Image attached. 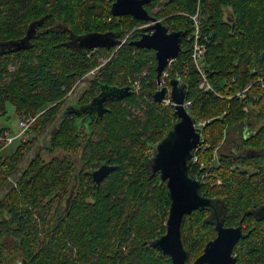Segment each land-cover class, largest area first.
I'll return each mask as SVG.
<instances>
[{"label": "trees", "instance_id": "1", "mask_svg": "<svg viewBox=\"0 0 264 264\" xmlns=\"http://www.w3.org/2000/svg\"><path fill=\"white\" fill-rule=\"evenodd\" d=\"M114 1L0 0V115H7L11 105L20 121L36 118L31 127L36 133L55 119L64 97L98 64L100 54L112 53L80 104L97 96L102 84L131 85L149 72L141 78L140 94L148 97L145 121L127 116L128 104L139 105L135 92L107 100L108 112L86 123L63 110L47 149L79 153L80 170L67 156L32 158L0 199V264H172L150 244L167 230L171 198L160 174L149 171L152 153L146 151L178 116L174 105L153 98L159 88L155 51L130 43L146 22L114 16ZM145 7L169 30L184 32L182 51L166 68L165 81L170 85L180 77L188 83V110L203 129L190 172L200 179L201 193L217 201L215 208L183 218L188 264L217 236L219 213L226 226H247L246 237L235 246V264H264V0H152ZM182 12H199L213 90L199 87L201 77L191 60L195 26ZM92 32L129 37L117 47L81 48L74 37ZM247 87V97L239 96ZM6 127L0 125V134ZM238 128L249 133L230 150L231 131ZM31 145V139L21 138L13 152L5 153L0 141V189ZM102 163L117 167L97 184L90 172ZM75 174L70 208L64 203L58 209L54 197L66 200Z\"/></svg>", "mask_w": 264, "mask_h": 264}, {"label": "water", "instance_id": "2", "mask_svg": "<svg viewBox=\"0 0 264 264\" xmlns=\"http://www.w3.org/2000/svg\"><path fill=\"white\" fill-rule=\"evenodd\" d=\"M152 0H115L111 5L114 16L131 15L146 22L141 28V35L130 41L138 48L152 49L157 60L156 80L162 84V75L171 62L177 59L183 47V31L169 30L161 20L152 15L145 7ZM81 48L115 47L124 43L113 32H92L74 37ZM264 59V56H263ZM131 85L116 86L102 84L101 91L90 102L80 104L71 103L64 110V114L75 113L83 115L82 123L102 117L108 108L107 100L123 99L132 95ZM169 94L174 102L178 120L169 128L164 138L156 145L148 162L150 172L159 173L162 182H166L171 205L167 219V230L155 238L150 244L170 256L172 264H188V253L182 240L181 226L185 215L198 209L213 208L217 201L201 193V181L190 172V166L196 150L203 142V129L196 126L189 110L184 106L187 100L188 83L180 77L170 79L168 86H162L154 93V100L163 102ZM116 165L102 163L99 168L90 173L95 183L100 184ZM69 196L66 198V209L70 208L71 201L78 183V174L74 175ZM215 208V207H214ZM264 209V207L262 208ZM221 214L216 217L217 236L209 241L203 253L192 264H235L237 256L235 246L240 239L246 237L242 223L238 226H225ZM16 264H30L22 260Z\"/></svg>", "mask_w": 264, "mask_h": 264}, {"label": "rangeland", "instance_id": "3", "mask_svg": "<svg viewBox=\"0 0 264 264\" xmlns=\"http://www.w3.org/2000/svg\"><path fill=\"white\" fill-rule=\"evenodd\" d=\"M183 14L187 15V13H183ZM159 20H161L165 24L163 19H159ZM115 50H116V48H115ZM115 50H114V52H115ZM111 55H112V53L109 55L100 54V56H98V64L95 67H93L92 69H90L87 73H85L82 77H80L76 81L73 88L64 97L65 101H64V104L60 108V112L56 115L55 119L51 123L48 124V126L45 129H42L40 132L36 133L31 128L29 133H27L26 135L21 137V138H25V139H31L32 145H31L30 149L26 152V154L23 156V159L21 160L19 167H18V170L15 173V175L12 176V178L10 179L9 183H7V185H5L3 188L0 189V199L3 197V195L6 193V191L11 187V185H13V183H16L18 177L21 176L23 170L25 168H27V166L29 165L32 158L35 157L37 154H40L46 160H49L52 157H64V156L70 157L75 162L76 172H78L80 170L81 164L79 163V153H73V152H70V151L64 150V149H58V150H55L53 152H50L47 149V147L50 144L51 134L53 132V129L60 126V123H62V121H63V117L61 116V114H62L63 110L65 109V107H67L71 103L77 102L78 100H80L81 97H83V94L88 89H90L92 80L101 74L102 68L104 67L105 63L109 60V57ZM165 77L166 76H165V72H164V74L162 76V81H163L162 85L168 86L169 90H170V85H168L166 83ZM142 78H144V77L142 76ZM168 97H169V94L166 96L165 99H167ZM137 99H138L137 102L139 105L133 104V103H130L127 105V116H128V118H135L137 116L138 121H145L147 119L146 111L148 110V103H147L148 97L145 95H142V94H138ZM54 104H56V103H54ZM0 125L7 126L6 128H8L7 131L0 134L1 135L0 137H2V139L0 140L1 144L3 146L2 150L4 149V151H6L5 153H11L16 149L17 145L20 143V140H21V139H16L12 143L7 144V145H6V141L4 140L6 137L12 136V134L17 133L21 129L20 128V120H19V118H17V115L14 112V108L11 105H8L7 115H4V116L0 115ZM149 130L147 131V134H148ZM100 132H101V130H99V133ZM147 134L142 135L144 140L147 138L146 137ZM236 135H237V131H235V132L231 131L230 136H232V138H234ZM155 146H156L155 142L150 143L148 145V149L146 152H148V154H151V153L153 154L155 152ZM224 146H226V144ZM221 150L224 151L223 149H221ZM54 195H55V192H54ZM64 200L63 199L60 200V198L54 197L55 204L57 202H59L58 209H60V208L63 209L64 203H65ZM166 223H167V217L164 221V225H166ZM7 239H9L8 240L9 242H12L10 240L12 238H7Z\"/></svg>", "mask_w": 264, "mask_h": 264}, {"label": "built area", "instance_id": "4", "mask_svg": "<svg viewBox=\"0 0 264 264\" xmlns=\"http://www.w3.org/2000/svg\"><path fill=\"white\" fill-rule=\"evenodd\" d=\"M191 20L194 23L195 26V30L193 33V45H192V52H191V60H192V64L194 66V68L197 70V72L200 74L201 77V82H200V89H203L205 91L207 90H213V86L211 85L210 81H209V77H208V72H207V63L204 59V54L206 52V44H204L203 42H201V20H200V15L199 12H197L196 14H187ZM129 35L124 38V41H126L128 39ZM148 70L143 71V73L139 76V78H136L135 80L131 81V86L133 88V92H135L136 94H140L141 90H142V76H147L148 75ZM167 75V73L165 72V76ZM249 89V87L245 88L244 90L238 92L239 96H242L243 98L247 97V90ZM165 104H174L173 100L171 99V97L169 96L167 99H165L164 101ZM192 102L189 100H186V102L184 103V106L186 108H190ZM36 118H28V119H24L20 121V130L15 133L12 134V136L6 137L4 140L6 141V145L12 143L14 140L16 139H21V137H23L24 135H26L27 133L30 132L32 125L35 123ZM200 125H204V124H200ZM201 128V127H200ZM2 139V137H0V140ZM25 139V138H23Z\"/></svg>", "mask_w": 264, "mask_h": 264}, {"label": "flooded vegetation", "instance_id": "5", "mask_svg": "<svg viewBox=\"0 0 264 264\" xmlns=\"http://www.w3.org/2000/svg\"><path fill=\"white\" fill-rule=\"evenodd\" d=\"M248 133H249V131H248L247 128H238V130H237V135H236L234 138H232L231 145L229 146L230 150H235V145L237 144V142H240V140H242L243 138H245V136H246ZM214 207H216V205H215ZM214 207H213V208H214ZM218 215H220V213H219V214H216V217H217ZM225 226H226V225H225ZM236 226H238V225H236ZM242 226L244 227L243 232L245 233V229L247 228V226H246L245 224H243V223H242ZM229 227H231V226H229ZM240 240H241V239H240ZM238 243H239V242H238ZM238 243H237V244H238ZM234 253H235V249H234ZM235 255H236V253H235ZM236 256H237V255H236Z\"/></svg>", "mask_w": 264, "mask_h": 264}, {"label": "bare ground", "instance_id": "6", "mask_svg": "<svg viewBox=\"0 0 264 264\" xmlns=\"http://www.w3.org/2000/svg\"><path fill=\"white\" fill-rule=\"evenodd\" d=\"M123 41H124V40H123ZM124 42H125V41H124ZM120 46H121V45H120ZM115 47H117V46H115ZM163 74H164V73H163ZM162 76H163V75H162ZM162 84H163V81H162ZM162 84H161V85H158V87H159L158 89H161V88H162V86H163ZM126 86H127V85H126ZM165 98H166V97H165ZM164 101H165V99H164L163 102H161V103H164ZM65 109H66V108H65ZM187 109H188V108H187ZM80 116H83V115H80ZM196 126H197V125H196ZM155 148H156V147H155ZM98 168H99V167H98ZM96 169H97V168H96ZM93 170H94V169H93ZM165 183H166V182H165ZM187 262H188V261H187Z\"/></svg>", "mask_w": 264, "mask_h": 264}]
</instances>
